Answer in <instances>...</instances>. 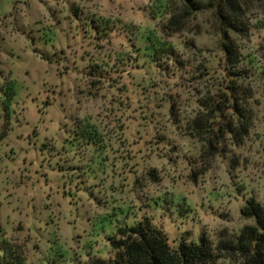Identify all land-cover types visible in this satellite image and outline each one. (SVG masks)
I'll return each mask as SVG.
<instances>
[{
	"label": "rangeland",
	"instance_id": "1",
	"mask_svg": "<svg viewBox=\"0 0 264 264\" xmlns=\"http://www.w3.org/2000/svg\"><path fill=\"white\" fill-rule=\"evenodd\" d=\"M213 4L0 0V247L113 264L118 228L146 219L172 248L255 227L242 210L264 215V0L235 37L251 67L226 65ZM147 36L169 49L150 57Z\"/></svg>",
	"mask_w": 264,
	"mask_h": 264
},
{
	"label": "trees",
	"instance_id": "2",
	"mask_svg": "<svg viewBox=\"0 0 264 264\" xmlns=\"http://www.w3.org/2000/svg\"><path fill=\"white\" fill-rule=\"evenodd\" d=\"M250 0H214V12L218 20L220 31L224 36L223 51L225 53L226 65L235 67L236 64L250 66L254 61L244 54L239 53L235 37L247 39L250 34L249 19L246 11ZM163 8V6H159ZM144 50L149 52L150 57L158 58L160 54L167 51V46L156 37H146ZM156 58V59H157ZM251 67V66H250ZM249 71V69H247ZM239 78L245 80L253 77L254 73L240 70ZM262 78L264 94V73ZM235 89L227 84L226 90L231 98ZM245 98L251 97L247 87L241 89ZM238 109L236 103L232 106ZM241 114V110L239 109ZM243 128H245L243 126ZM242 130L244 131L245 129ZM248 207L242 210L243 216L253 217L255 227H245L235 242L218 243L216 246L204 236L199 237L198 243H179L175 248L168 244L166 235L158 228L152 226L146 219L133 227L118 228V240L111 239V247L117 251L113 264H217L221 258L222 251L229 253L230 257H236L237 264H264V215L258 204L253 200L247 202ZM0 264H26L25 260L17 251L9 247H0Z\"/></svg>",
	"mask_w": 264,
	"mask_h": 264
}]
</instances>
